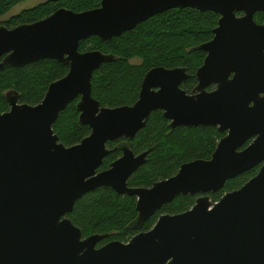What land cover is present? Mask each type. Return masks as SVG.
<instances>
[{"label": "water", "instance_id": "95a60500", "mask_svg": "<svg viewBox=\"0 0 264 264\" xmlns=\"http://www.w3.org/2000/svg\"><path fill=\"white\" fill-rule=\"evenodd\" d=\"M193 8L220 15L214 38L196 72L193 93L182 88L185 67H154L131 106L106 107L93 96L94 73L115 56L80 51L91 37L112 40L172 9ZM264 0H102L98 8L62 7L33 23L0 24V70L52 59L69 72L52 82L37 105L6 94L0 115V264H264ZM212 85L217 88L209 91ZM79 98L81 125L90 135L67 146L55 133L62 111ZM155 111L170 129L217 127L227 133L211 159L181 165L174 176L151 187L129 180L151 149L136 153L130 143ZM126 139L110 149L109 142ZM122 156L100 170L117 149ZM260 166L240 189L213 203L199 198L189 210L163 214L149 231L129 242L110 234L84 237L69 217L86 194L109 187L137 197V227L182 195L217 193L227 181Z\"/></svg>", "mask_w": 264, "mask_h": 264}, {"label": "trees", "instance_id": "16d2710c", "mask_svg": "<svg viewBox=\"0 0 264 264\" xmlns=\"http://www.w3.org/2000/svg\"><path fill=\"white\" fill-rule=\"evenodd\" d=\"M27 0H0V19L14 7ZM102 0H48L35 8L1 22L9 28L40 21L62 7L75 12L98 8ZM261 16V17H258ZM220 15L201 12L193 8L172 9L160 13L136 28L112 40L91 37L81 42L80 51L100 50L115 56V61L103 64L92 80L93 96L102 106H131L136 103L145 74L154 67H185L191 78L182 88L192 92L197 86L196 72L203 65L206 52L197 49L214 38ZM264 22V13L256 15ZM141 64H131L133 58ZM69 66L47 59L24 67H7L0 70V115L9 111L6 94L15 91L21 103L37 105L44 99L50 84L63 78ZM79 98L61 112L54 125L55 133L67 146L80 143L90 135L88 125L79 122L77 109ZM225 136L216 127L169 128V121L161 111L151 114L148 125L133 141L127 140L136 153L151 149L145 165L129 180L133 187H151L155 182L178 173L181 165L197 159L209 160L220 140ZM126 139L109 142L108 147L117 148ZM121 150L113 151L102 166L107 169L121 156ZM260 167L227 181L224 189L213 195L218 201L225 193L243 187L258 172ZM196 196L182 195L172 203L165 204L142 228L137 227V197L120 194L109 187L98 188L78 200L69 216L83 232L84 237L93 234H110L99 246L111 241L129 242L142 231H149L163 214H178L193 207Z\"/></svg>", "mask_w": 264, "mask_h": 264}, {"label": "rangeland", "instance_id": "374dc122", "mask_svg": "<svg viewBox=\"0 0 264 264\" xmlns=\"http://www.w3.org/2000/svg\"><path fill=\"white\" fill-rule=\"evenodd\" d=\"M47 1L48 0H27L25 2H21L19 5L14 7L10 13H8L7 15H5L4 17L0 19V24L1 22L9 20V18L13 16L21 14L26 9L35 8L41 4H45ZM258 17H261V16H258ZM130 63L137 65V64H141L142 61L140 58L136 57V58H133Z\"/></svg>", "mask_w": 264, "mask_h": 264}, {"label": "flooded vegetation", "instance_id": "af4514ba", "mask_svg": "<svg viewBox=\"0 0 264 264\" xmlns=\"http://www.w3.org/2000/svg\"><path fill=\"white\" fill-rule=\"evenodd\" d=\"M260 24H263L264 22H259ZM197 79V78H196ZM197 84H198V81H197ZM217 88V86L216 85H212L210 88H209V91H212V90H214V89H216ZM188 93H193V91L192 92H188ZM163 113V112H162ZM169 124H170V122H169ZM170 128V127H169ZM217 128V127H216ZM219 130V129H218ZM223 134H227V133H223ZM122 143H120V144H118V146L117 147H119L120 145H121ZM111 149V148H110ZM119 149V148H118ZM122 153V152H121ZM140 153V152H139ZM121 156H122V154H121ZM120 156V157H121ZM118 159V158H117ZM110 167V166H109ZM108 167V168H109ZM260 167V166H259ZM107 168V169H108ZM100 170H105V169H103L102 167H101V169ZM260 170V169H259ZM220 192V191H219ZM218 193V192H217ZM217 193H213V192H211V193H209V194H203V193H199V194H195V195H193V196H196V202H197V200L199 199V198H201V197H203V196H210V198H211V200H212V202L213 203H215V202H217V201H215V199L213 198V195L214 194H217ZM191 195V194H190ZM222 198V197H221ZM220 198V199H221ZM220 199H218V201L220 200ZM196 202H195V204H196ZM194 204V205H195ZM193 205V206H194Z\"/></svg>", "mask_w": 264, "mask_h": 264}]
</instances>
